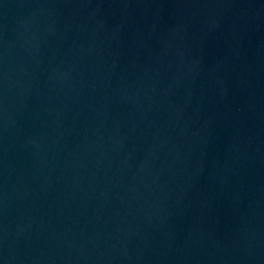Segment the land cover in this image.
I'll return each mask as SVG.
<instances>
[{"label": "water", "instance_id": "obj_1", "mask_svg": "<svg viewBox=\"0 0 264 264\" xmlns=\"http://www.w3.org/2000/svg\"><path fill=\"white\" fill-rule=\"evenodd\" d=\"M0 264H264V0H0Z\"/></svg>", "mask_w": 264, "mask_h": 264}]
</instances>
